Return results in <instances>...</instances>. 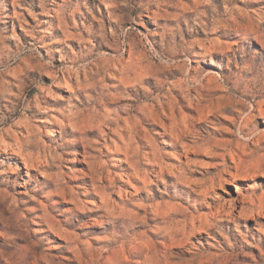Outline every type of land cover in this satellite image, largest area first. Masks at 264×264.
Segmentation results:
<instances>
[{
	"label": "rangeland",
	"instance_id": "obj_1",
	"mask_svg": "<svg viewBox=\"0 0 264 264\" xmlns=\"http://www.w3.org/2000/svg\"><path fill=\"white\" fill-rule=\"evenodd\" d=\"M0 264H264V0H0Z\"/></svg>",
	"mask_w": 264,
	"mask_h": 264
}]
</instances>
